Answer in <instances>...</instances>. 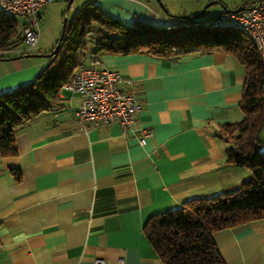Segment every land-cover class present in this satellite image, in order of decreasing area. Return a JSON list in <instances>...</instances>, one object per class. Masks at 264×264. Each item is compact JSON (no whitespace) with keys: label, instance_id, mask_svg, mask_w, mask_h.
<instances>
[{"label":"crops","instance_id":"1","mask_svg":"<svg viewBox=\"0 0 264 264\" xmlns=\"http://www.w3.org/2000/svg\"><path fill=\"white\" fill-rule=\"evenodd\" d=\"M87 1L125 24L176 20L156 0H77L73 14ZM252 1L218 0L205 17L222 5ZM96 55L119 72L117 87L136 95L135 121L128 128L82 123L74 114L77 94L61 90L56 106L15 131L16 154L0 155V264H94L96 258L116 264L120 257L125 264H165L143 233L145 221L188 199L234 190L251 176L246 166L227 161L230 143L217 135L221 124L243 117L245 67L236 57ZM34 56L41 55L0 53V93L42 69L45 60ZM139 127L150 130L144 144ZM213 238L224 264H264V219L217 230Z\"/></svg>","mask_w":264,"mask_h":264},{"label":"trees","instance_id":"2","mask_svg":"<svg viewBox=\"0 0 264 264\" xmlns=\"http://www.w3.org/2000/svg\"><path fill=\"white\" fill-rule=\"evenodd\" d=\"M192 15H171L176 20L169 25L139 20L125 24L102 12L98 5L83 3L67 18L63 37L42 69L29 82L0 93V155L16 154L15 131L57 105L61 85L81 62L85 64L90 53L142 52L160 58L214 51L231 54L245 67L238 102L243 117L221 124L217 135L230 143L225 151L227 161L246 166L251 176L234 190L188 199L177 208L150 216L143 225V233L165 264H224L213 233L264 219V156L254 146L255 141L264 144V137L259 138L264 127V68L256 47L244 33L208 25V17ZM21 27L16 15L0 8V53H32L23 44ZM194 29L200 31L192 32Z\"/></svg>","mask_w":264,"mask_h":264},{"label":"built area","instance_id":"3","mask_svg":"<svg viewBox=\"0 0 264 264\" xmlns=\"http://www.w3.org/2000/svg\"><path fill=\"white\" fill-rule=\"evenodd\" d=\"M53 0H0V8L22 19L21 35L26 48L35 45L39 35L38 11ZM208 25L232 27L244 33L256 47L264 68V0H253L237 12L221 11L205 20ZM87 35L83 38L86 41ZM81 52V48H79ZM90 63L81 62L61 90L76 93L78 103L74 114L89 125L119 124L128 128L135 121L140 110V102L132 92L117 87L121 80L115 68L103 65L96 54H89ZM139 142L144 144L150 130L139 127ZM256 151L264 156V144L255 141ZM94 264H104V259L96 258ZM116 264H125L118 258Z\"/></svg>","mask_w":264,"mask_h":264},{"label":"rangeland","instance_id":"4","mask_svg":"<svg viewBox=\"0 0 264 264\" xmlns=\"http://www.w3.org/2000/svg\"><path fill=\"white\" fill-rule=\"evenodd\" d=\"M160 6L171 15H187L185 12L198 13L203 6L208 2L207 0H156ZM236 3L248 2V0H236ZM68 0H53L49 2L42 13L41 18H38L39 35L35 45L28 47L30 52L41 50V53L50 52L56 45L62 27V21L64 14L67 18H70L75 10L77 0H72L68 8L66 9ZM218 3V2H216ZM218 7L217 4L207 6L204 11L199 15V18H204L207 12L212 7ZM230 8V7H229ZM170 10V11H167ZM185 10V11H184ZM174 12V13H173ZM194 13V14H196ZM17 20L18 17L16 16ZM200 29H194L192 32H199ZM36 61H43L47 63L46 56H34L32 58ZM264 137V127L260 131L259 138Z\"/></svg>","mask_w":264,"mask_h":264},{"label":"water","instance_id":"5","mask_svg":"<svg viewBox=\"0 0 264 264\" xmlns=\"http://www.w3.org/2000/svg\"><path fill=\"white\" fill-rule=\"evenodd\" d=\"M71 1L72 0H68L67 5H66V9L70 5ZM215 2H218V0H209L198 13L193 14L192 16L200 15L207 6H209L210 4L215 3ZM242 8H243V6H237V7H234V8H228L227 6L222 5L223 11L237 12V11H239ZM176 16H180L182 18H189L191 15H176ZM66 22H67V16L64 14L63 21H62L61 32H60V36H59L58 42L61 41V39L63 37L64 31H65ZM57 47H58V44L55 45L54 48L48 53H27V54H23V55H41V56L49 57L57 49Z\"/></svg>","mask_w":264,"mask_h":264}]
</instances>
